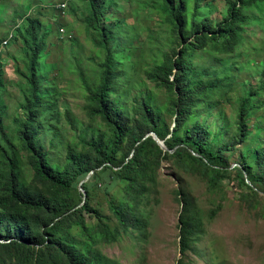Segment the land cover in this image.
<instances>
[{
  "label": "trees",
  "instance_id": "16d2710c",
  "mask_svg": "<svg viewBox=\"0 0 264 264\" xmlns=\"http://www.w3.org/2000/svg\"><path fill=\"white\" fill-rule=\"evenodd\" d=\"M202 1L196 0L197 9ZM60 2H67L63 14L60 9L55 8V4ZM44 3L51 4V7H41ZM83 3H86L85 14L76 13L75 9ZM226 3L227 15L212 26L204 18L201 24H194L197 12L189 14L188 17L183 0H137L136 6L133 5V0H0V15L13 11L23 20L17 36L19 46H22V64L24 63L26 69L25 73H22L24 88L20 108L28 116L26 121L16 122V136L12 139L3 128V113L0 108V264H117L107 259L99 246L117 242L121 235L130 230L142 233L147 223L145 214L137 208L128 210L124 206H118L116 201H111L110 208L118 221L113 227L92 207L93 185L101 182L107 186L110 179H113L125 182L128 192L139 193L145 188L144 185L147 186V183L156 179L157 170L164 159L177 161L192 171L206 173L214 183L213 186H217L218 178L225 177L229 165L223 155L233 149L238 143V138H233L228 145L214 150L213 143L208 140L206 125L200 116L193 114L192 102L195 94H210L218 85L217 82L211 83V78L217 72L212 71L210 66L205 69V58L201 56V62L195 63L194 53L209 49L211 53L217 51L225 57L235 55L238 60L232 66H224V70L245 71L242 81L246 87H242V92L238 91L241 93L239 100H235L238 105L234 111V117L237 116L238 121L237 130L242 139L248 133L245 117L249 119L250 111L264 108V64L258 54L261 50L256 49L252 64L250 55L255 51L254 45L245 48L247 53L239 50V47L246 43L240 31L241 25L248 20L243 12L264 8V0H226ZM33 9H36L37 17L28 15ZM113 11L124 15V18H116L115 36L112 28L104 26L107 14H114ZM140 12L147 18L160 13L166 15L167 22L172 26V35L168 41L175 45L172 40L174 37L178 46L181 43V47L175 52V59L163 54L161 59L164 60L157 62L149 72L151 81L167 89L172 96L171 106L176 115L172 132L164 131L159 126L160 114L150 101L138 102V116L131 121L123 114L120 100L110 101V95L114 92L112 84L115 71L120 66L115 60L117 51L123 36L133 28L126 22L127 18L137 20ZM67 14H71L74 21L81 19L84 26L87 25L86 33L91 35L97 46L94 55L87 58L100 68L97 84L86 87L88 101L91 103V108L87 110L93 116L104 120L110 132V139L95 136L88 139L86 131H82L78 138L84 144L83 147L87 145V148L80 151L69 148L66 165L60 168L50 165L46 155L37 147L38 128L35 113L45 96V92L41 90L40 71L46 53L48 54V39L53 34L57 38L62 26L66 29L72 28V34L67 36L70 44L66 49L73 51L74 45H78L77 39L74 38L78 36L77 30L63 24ZM39 16L47 18L49 23L42 22ZM51 20L57 23V32ZM9 21L10 17L6 16L5 22ZM190 35L194 36V42L190 40ZM114 39L116 46L111 42ZM81 48L83 54V46ZM255 68L260 71L254 72ZM208 72L211 73L209 76ZM250 74L253 78H259V84L249 86L252 79ZM202 77L208 80L204 86L200 84ZM232 79L230 77L229 82ZM195 80L198 87L192 88ZM232 86L230 83L231 88ZM0 88V91H6L5 86ZM226 89L230 92L227 86ZM259 95L263 96V102L254 104L253 99ZM1 102L0 98V104ZM248 105L250 107H247ZM219 110L220 121L224 126L232 124L230 119L223 117V111ZM254 123L257 124L253 121ZM152 131L162 140L171 135L172 140L165 141L168 148L174 151L165 152L153 137L145 139ZM126 142L131 157L128 153L124 159L119 160V153ZM15 143L28 154L27 165L33 174L32 185L40 187L42 192L29 190L22 182L18 171L20 149ZM254 165V162H250L245 163L242 168H237L239 182L251 195H257L259 191L247 183L245 175H248V181L253 185L257 180H263L253 176ZM90 174L91 178L83 185ZM81 185L87 195L86 201L85 195L79 191ZM185 211L187 209L180 214L178 226L180 252L183 254L189 249L193 235V226L190 220L184 217ZM88 213L97 219L95 226L87 222L85 215ZM75 228L79 229L77 234L73 232ZM81 237L84 238L83 241ZM183 254L178 264H188V261H184Z\"/></svg>",
  "mask_w": 264,
  "mask_h": 264
},
{
  "label": "rangeland",
  "instance_id": "374dc122",
  "mask_svg": "<svg viewBox=\"0 0 264 264\" xmlns=\"http://www.w3.org/2000/svg\"><path fill=\"white\" fill-rule=\"evenodd\" d=\"M136 2L137 0H133L134 6ZM183 2L188 17L189 14L197 12L194 24H201L204 18L215 26L227 15L226 0H203L198 9L196 0ZM85 6L86 3H83L75 12L85 14ZM35 11L36 9L31 10L33 17L37 15ZM114 14H107L104 26L112 28L115 36L116 18H124V15L117 12ZM243 14L248 20L241 25L240 31L246 43L240 46L239 50L247 53L245 48L253 44L255 51L250 55L251 64L257 48L261 50L258 54L264 64V8L253 11L248 9ZM138 17L137 20L127 18L126 22L133 28L123 36L119 50L117 49L115 60L120 66L115 71V80L112 84L114 92L110 95V101L120 100L123 114L131 121L138 116V102L148 100L156 106L160 114L159 126L164 131L172 132L176 116L171 106L172 96L167 89L151 81L149 72L157 62L164 60L161 59L163 54L175 59L177 57L175 52L181 47V43L178 46L174 37L172 40L175 45L168 41L172 35V26L163 13L147 18L140 12ZM38 18L44 23H49L45 17ZM51 23L56 31L57 23H53L52 20ZM63 24L77 30L78 36L74 38L77 39L78 45H74L73 51L66 49L70 44L67 39L72 34V28L66 29L61 26L64 31L60 30L57 38L53 34L48 39L46 45L48 54L46 53L40 71L41 90L45 92V96L35 113L38 128L37 147L46 155L50 165L60 168L66 165L65 159L69 148H76L79 151L87 148V145L83 147L84 144L78 138L82 131H86L88 139L93 136L110 139V132L104 120L99 116H93L87 110L91 108V103L88 101L86 87L96 85L100 76L98 64L88 61L87 58L94 55L97 46L91 35L86 33L87 25L84 26L81 19L74 21L72 15L67 14ZM0 29L1 35L6 34L4 26L0 25ZM189 38L194 42L193 35ZM111 42L116 46L115 39ZM21 47L20 45L14 50L15 44H12L0 63V80L3 83L0 86H5L6 90L0 91L2 101L0 108L3 113L1 120L4 130L8 131L12 139L16 136V122L22 123L28 119L20 108L24 88L22 73L26 71L24 63L22 64ZM199 56L205 58L203 64L205 69L210 66L212 71L217 72L211 78V83L217 82L218 85L210 94H195L192 111L195 116H200L206 125L208 140L213 143L214 150L228 145L233 138H238V143L233 149L223 155L229 167L226 169L225 177L218 178L217 186H213L214 183L209 180L206 173L192 171L177 161L167 159L162 161L157 170L156 179L147 183V186L144 185L145 188L139 193L128 192L125 182L113 179H110L107 186L101 182L93 185L92 207L113 227L118 221L110 208L111 201H116L118 206H124L128 210L137 208L139 212L145 214L147 223L142 233L130 230L121 235L117 242L99 246L106 258L117 264H178L183 254L180 252L179 243V217L186 209L184 217L190 220L193 235L189 249L183 254L185 262L264 264V108L255 112L250 111L249 119L245 117L248 133L245 136L247 139H242L241 133L237 130L238 121L237 116L234 117V111L238 105L235 100H239L242 87H246L242 81L245 71L224 70V66H232L238 60L235 55L225 57L217 51L211 53L206 49L194 53L195 63L201 62ZM253 71L258 73L260 69L255 68ZM210 74L208 72L207 76ZM250 76L252 79L249 86L259 84L258 77L253 78L251 74ZM230 77L233 79L229 82ZM200 80L203 86L208 83L206 77ZM230 83L233 84L232 88ZM197 87L198 83L195 80L192 88ZM262 97V95L255 97L253 103L263 102ZM218 110H222L223 117L230 119L232 124L224 126ZM253 121L257 124H253ZM165 140L171 141V135ZM127 142L123 144L119 160L124 159L128 153L131 157ZM15 145L17 148L20 147L18 143ZM18 153V171L22 182L27 189L42 192L40 187L32 185L33 174L27 165L28 154L21 149ZM250 162L255 163L253 176L263 179L257 180L253 185L248 181V175H245L249 184L259 191L257 195H251L238 179L237 168H242L245 163ZM86 183L83 182V185ZM79 191L85 195L82 185ZM85 218L91 225H96L97 219L92 214H86ZM78 231V228L73 229L76 234ZM83 239L81 237L82 241Z\"/></svg>",
  "mask_w": 264,
  "mask_h": 264
},
{
  "label": "clouds",
  "instance_id": "9594fccd",
  "mask_svg": "<svg viewBox=\"0 0 264 264\" xmlns=\"http://www.w3.org/2000/svg\"><path fill=\"white\" fill-rule=\"evenodd\" d=\"M42 5H44L43 6L44 8L51 7V4L44 3ZM66 7H67V2H60L55 4V8L60 9L62 14L65 12ZM30 14L31 12L28 13V15ZM6 16L8 17L10 16L9 22H5ZM22 21L23 20L19 16H16L13 11H8L7 13L0 15V25L5 27V32H6V34L1 35V29H0V63L3 61L2 58L6 56L7 50L12 44H15L14 50H16L19 47L17 36H18V29L20 28ZM60 30L61 32L64 31L63 29Z\"/></svg>",
  "mask_w": 264,
  "mask_h": 264
},
{
  "label": "water",
  "instance_id": "95a60500",
  "mask_svg": "<svg viewBox=\"0 0 264 264\" xmlns=\"http://www.w3.org/2000/svg\"><path fill=\"white\" fill-rule=\"evenodd\" d=\"M149 137H153L154 139H155V141L159 144V146L161 147V149L162 150H164L165 152H173L174 150H170L169 148H168V146H167V144H166V141L165 140H162L159 136H158V134L156 133V132H154V131H152V132H150L147 136H146V138L145 139H147V138H149ZM92 174H94V172L92 173ZM92 174H90L86 179H85V182L84 183H86V181L87 180H89L90 178H91V175ZM248 182V181H247ZM248 184H249V182H248ZM252 186V185H251ZM86 197H87V195H86V193H85V201H86ZM84 201V202H85Z\"/></svg>",
  "mask_w": 264,
  "mask_h": 264
}]
</instances>
